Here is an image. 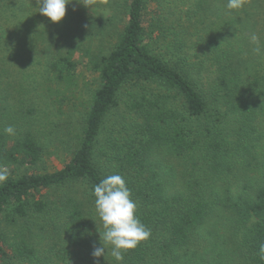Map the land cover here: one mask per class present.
I'll use <instances>...</instances> for the list:
<instances>
[{
	"label": "trees",
	"instance_id": "1",
	"mask_svg": "<svg viewBox=\"0 0 264 264\" xmlns=\"http://www.w3.org/2000/svg\"><path fill=\"white\" fill-rule=\"evenodd\" d=\"M38 7L0 0V264H96L113 174L151 231L122 264H264V0Z\"/></svg>",
	"mask_w": 264,
	"mask_h": 264
},
{
	"label": "clouds",
	"instance_id": "2",
	"mask_svg": "<svg viewBox=\"0 0 264 264\" xmlns=\"http://www.w3.org/2000/svg\"><path fill=\"white\" fill-rule=\"evenodd\" d=\"M84 6L89 7L92 0H77ZM39 13L49 18L52 23H59L66 15V6L73 0H37ZM245 0H227L229 11L239 10L244 6ZM250 43L254 45L253 52L258 56H264V47L261 46L260 37L253 33ZM4 133L9 136L15 135V128L11 125L4 128ZM9 178L5 166L0 165V185ZM91 195L94 199L96 217L100 221L102 231L98 230L100 246L93 245L91 255L99 264V258L111 256L117 264H122L124 254L138 245L151 235L150 229L141 222L136 215L137 204L132 199L131 190L127 187L124 178L119 174L104 177L93 185ZM95 222V221H94ZM96 223V222H95ZM97 225V224H96ZM257 256L264 261V242L258 247Z\"/></svg>",
	"mask_w": 264,
	"mask_h": 264
},
{
	"label": "rangeland",
	"instance_id": "3",
	"mask_svg": "<svg viewBox=\"0 0 264 264\" xmlns=\"http://www.w3.org/2000/svg\"><path fill=\"white\" fill-rule=\"evenodd\" d=\"M87 11L90 12L91 14H93V15H104V16H107L108 15L107 13H109V12H106V11L102 12L101 10H99V8H96V7L88 8ZM59 165L60 164L57 161H55V166H59Z\"/></svg>",
	"mask_w": 264,
	"mask_h": 264
}]
</instances>
